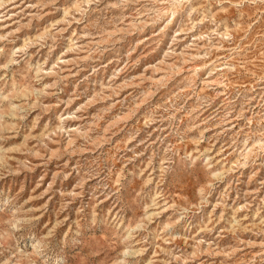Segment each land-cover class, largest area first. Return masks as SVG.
<instances>
[{
	"label": "rangeland",
	"instance_id": "374dc122",
	"mask_svg": "<svg viewBox=\"0 0 264 264\" xmlns=\"http://www.w3.org/2000/svg\"><path fill=\"white\" fill-rule=\"evenodd\" d=\"M0 264H264V0H0Z\"/></svg>",
	"mask_w": 264,
	"mask_h": 264
}]
</instances>
